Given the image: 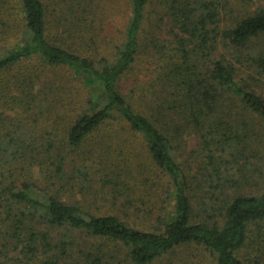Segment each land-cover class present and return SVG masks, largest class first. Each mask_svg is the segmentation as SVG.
I'll list each match as a JSON object with an SVG mask.
<instances>
[{
    "label": "trees",
    "instance_id": "16d2710c",
    "mask_svg": "<svg viewBox=\"0 0 264 264\" xmlns=\"http://www.w3.org/2000/svg\"><path fill=\"white\" fill-rule=\"evenodd\" d=\"M117 1L0 0L2 240L29 264H264V0H123L120 26Z\"/></svg>",
    "mask_w": 264,
    "mask_h": 264
},
{
    "label": "rangeland",
    "instance_id": "374dc122",
    "mask_svg": "<svg viewBox=\"0 0 264 264\" xmlns=\"http://www.w3.org/2000/svg\"><path fill=\"white\" fill-rule=\"evenodd\" d=\"M107 3V1H105ZM111 5V12H109V18L114 21L116 25H123L125 23L126 16L125 13V2L123 0H118L114 4ZM104 21H99L98 19L95 21V27L104 26ZM106 45L101 46V49L106 50ZM108 51V50H106ZM259 92L264 95V86L258 88ZM260 125H263L261 121L259 125H257V129L261 128ZM182 152L184 156L180 159H188L189 161H194L197 158H202V152L200 151V139L195 135H190L187 137V141L185 146L182 148ZM185 151V152H183ZM192 153L194 157L188 156L189 153ZM198 152V153H197ZM262 158V157H260ZM193 164V171H195L197 164ZM258 166L257 169L254 166H249L250 168L244 170V175H250L247 178H251L250 185L247 186V189L255 193L264 190V159H258V163L255 165ZM91 210H96L94 206L91 207ZM10 244V243H9ZM121 257H125V255L121 254ZM0 260L4 264H29V258L24 254V252H19V250H15L13 245L6 244L4 240H2L0 236ZM157 264H217L215 257L206 249L194 245L184 246L180 248H176L172 253L166 255L161 262Z\"/></svg>",
    "mask_w": 264,
    "mask_h": 264
}]
</instances>
